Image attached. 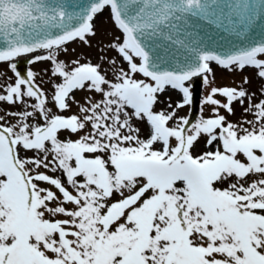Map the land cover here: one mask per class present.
I'll use <instances>...</instances> for the list:
<instances>
[{
    "label": "snow or ice",
    "instance_id": "snow-or-ice-1",
    "mask_svg": "<svg viewBox=\"0 0 264 264\" xmlns=\"http://www.w3.org/2000/svg\"><path fill=\"white\" fill-rule=\"evenodd\" d=\"M0 65V264H264V0H0Z\"/></svg>",
    "mask_w": 264,
    "mask_h": 264
},
{
    "label": "rangeland",
    "instance_id": "rangeland-1",
    "mask_svg": "<svg viewBox=\"0 0 264 264\" xmlns=\"http://www.w3.org/2000/svg\"><path fill=\"white\" fill-rule=\"evenodd\" d=\"M96 25H97V37L93 38L91 43L92 46L88 47L86 45H82L79 43H73V44H69V53L67 54V56H62V59H67V58H71L74 57L76 55H86L89 59H91V61L93 63L98 62V57L101 55L97 42L103 37V39L107 40L109 39L108 36L105 35V32L111 29V22L108 18V13L107 11H105L104 13L100 14L96 21H95ZM75 48V53H73L71 50ZM107 55L109 57L115 56L116 53L114 51L112 52H108ZM213 73H214V84L213 86L216 87H222V86H229V87H235L236 85H238L241 81H242V77L247 75L250 78L252 77V70L251 69H245L243 72L239 71V70H232L229 71L227 69H221L220 67L211 64L210 65ZM6 66L0 65V71H3L4 68ZM32 69L38 73H43V70L45 68L48 67V64L46 62H38L34 65L31 66ZM105 67H107V65H105ZM9 76L12 75L11 72L8 73ZM45 80H47V76L44 77ZM210 79H212V77H210ZM37 80L39 81V76L37 77ZM193 84V83H192ZM194 85V84H193ZM250 87V90L252 91H256L259 87L260 84L258 81L254 80L252 81L251 85L248 86ZM209 91L208 87H205L202 83L200 85V91L198 96L196 97V92H195V88L193 87L192 89V93H193V102L191 105H186L184 108L179 109L178 110V115L179 116H189L190 115V119L191 120H195L196 117L199 115L200 113V104H201V100L204 96L207 95ZM85 93L84 92H78L76 93V98L77 100H79L82 96H84ZM164 97H170V101L173 105V107H175V104L177 101H181L182 100V95L177 91V90H172L170 92H166L164 94ZM196 98V99H195ZM218 99H222L221 97H217ZM163 99V97H162ZM167 100L165 101L164 104H158L157 108H162V107H166L167 106ZM234 109H235V115L234 116H230L229 119L230 120H237L241 117L242 115V108L240 105L238 104H234L233 105ZM9 108L8 105L3 104L0 105V110L3 109H7ZM209 108L210 106L208 105H204V110H203V115L205 117H207L209 115ZM77 111V107L76 105H73L71 112L65 113L66 115H70L74 112ZM142 129V133L145 130V126L143 124L139 125ZM67 133L64 134V136H66ZM63 138V137H62ZM73 139L75 137H72ZM143 138V136H142ZM203 144H204V140L201 139L200 142L195 146V148L193 149L194 154L198 153L199 151L203 150ZM27 155L31 156L32 153H27ZM42 186H46V185H42Z\"/></svg>",
    "mask_w": 264,
    "mask_h": 264
},
{
    "label": "water",
    "instance_id": "water-1",
    "mask_svg": "<svg viewBox=\"0 0 264 264\" xmlns=\"http://www.w3.org/2000/svg\"><path fill=\"white\" fill-rule=\"evenodd\" d=\"M25 64H26L25 61L19 64V70L20 71H22V72L25 71ZM198 82L199 81H197L196 84H198Z\"/></svg>",
    "mask_w": 264,
    "mask_h": 264
},
{
    "label": "bare ground",
    "instance_id": "bare-ground-1",
    "mask_svg": "<svg viewBox=\"0 0 264 264\" xmlns=\"http://www.w3.org/2000/svg\"><path fill=\"white\" fill-rule=\"evenodd\" d=\"M24 57H20L19 59H23Z\"/></svg>",
    "mask_w": 264,
    "mask_h": 264
}]
</instances>
